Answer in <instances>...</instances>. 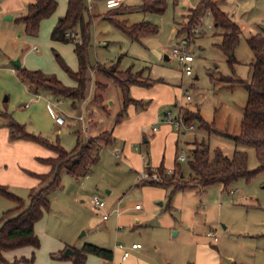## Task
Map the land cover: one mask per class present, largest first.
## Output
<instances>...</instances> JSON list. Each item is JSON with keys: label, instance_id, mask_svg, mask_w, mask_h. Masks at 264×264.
Returning <instances> with one entry per match:
<instances>
[{"label": "rangeland", "instance_id": "obj_1", "mask_svg": "<svg viewBox=\"0 0 264 264\" xmlns=\"http://www.w3.org/2000/svg\"><path fill=\"white\" fill-rule=\"evenodd\" d=\"M219 1L220 9L240 29L234 50L237 64L233 67L217 47L221 30L214 27L208 11L196 26L192 42H185L184 33L177 35L184 15L199 0H165L161 14L143 12L142 0H123L118 9L122 10L113 16L116 20L127 24L144 21L158 29L156 34L138 41L131 40L106 18L104 13L110 8L105 0H84L88 9L85 18L88 14L92 22L90 68L85 72L83 98L78 101L54 98L39 91L50 100L48 112L53 109V119L57 114L64 120L57 125L59 131L51 129L48 136H43L66 151H71L77 142L98 136L106 138L108 134H102L106 130L112 132L113 141L108 145L102 141L95 144L92 153L97 159L86 174L59 172L58 187L48 194L49 208L37 221L46 235L66 240L74 250L91 244L117 253L123 249L118 248L119 244L128 249L133 242L139 243L138 253L129 251L127 264H134L131 255L143 264H264V171L249 181L238 179L227 188L221 184L202 188L191 183L172 191V185L139 181L143 171L158 176L156 168L160 165L164 174L169 175L177 156H188L193 142L206 143L210 155L216 149L227 156L235 150L245 152L248 170L258 167L252 147L236 144L223 134L237 135L240 130L247 92L244 84L234 81L250 79L252 54L247 39L257 33L264 35V0ZM66 3L67 0H58L56 13H65ZM9 26L16 30V35L21 32L16 46L9 42V48L21 59L31 51L24 68L55 77L66 87L76 86L75 80L56 61L57 54L76 71L73 43L51 42L47 21L39 25L38 38L32 42L27 40L22 23L12 22ZM32 46L37 50H31ZM174 48L179 53L185 49L191 55L187 63L190 75L184 74L183 63L172 55ZM164 55L168 56L167 61L163 60ZM112 64L121 71L140 73L144 83L154 82L146 87L130 85V102L125 106L119 86L94 67ZM187 111L199 116L190 122L195 129L189 130L183 122L184 126L178 130L174 121L178 116L182 120ZM134 134L138 139H134ZM144 137L147 142H143ZM28 141L37 148L18 146L11 154L16 155L17 162L11 161L0 172V185L26 202L31 191L47 188L55 177L51 166L41 161L52 151ZM40 152L48 155L39 156ZM31 156L34 161L29 159ZM178 163L183 171L180 180H188L186 160ZM93 196L105 202L108 212L105 221L101 217L103 212L91 207ZM136 204L141 208L135 210ZM12 207L14 203L0 195V217ZM207 233L218 240L212 242ZM49 241L47 236L42 238L43 249L50 246Z\"/></svg>", "mask_w": 264, "mask_h": 264}, {"label": "trees", "instance_id": "obj_2", "mask_svg": "<svg viewBox=\"0 0 264 264\" xmlns=\"http://www.w3.org/2000/svg\"><path fill=\"white\" fill-rule=\"evenodd\" d=\"M219 2V0H199L197 5L194 8H189L184 15V19L179 24L177 35L184 33L185 42H192L195 38L196 26L204 13L208 11L212 16L214 27L221 30V40L217 43V47L226 56L228 65L233 67L237 64L234 50L239 42L240 29L229 14L220 9ZM56 7L57 0H32L27 5L25 15L18 18L17 21L23 24L27 35L35 36L38 33L41 20L50 17ZM119 7H121V3L110 8L104 14L116 28L120 29L131 40L138 41L143 36L157 33V27L148 22L127 24L124 20H116L113 16L122 10V8L118 10ZM140 7L143 12L161 14L165 10L166 4L165 0H142ZM87 11L84 0H68L65 14L57 21L50 33L52 40L62 43H73L74 45V53L78 63L75 72L57 54L56 61L69 77L75 80L76 86L66 87L55 77L47 76L41 71L16 67L15 72L18 80L25 84L33 94L43 90L54 98H69L74 101L83 98L85 72L90 68L88 46L92 17L87 14V18H85ZM247 45L252 54L249 63L250 79L247 82L243 80L234 81L244 84L247 92V99L240 121V130L237 135H223L233 140L236 144L252 147L255 151L258 167L252 171L248 170L245 152L235 150L231 156H227L216 149L210 155L209 147L206 143L193 142L190 154L186 156V163L190 171L188 180H180L183 177V171L178 161L175 160L174 167L169 175L164 174V168L160 165L156 168L160 181L148 180L146 183L172 185V191L184 188L191 183H196L202 188L214 184H221L224 188H227L238 179L249 181L257 173L264 171V35L260 33L252 35L247 39ZM94 67L119 86L125 106L130 102L128 99V88L130 85L146 87L154 82L144 83L140 79V73H132L129 70L121 71L116 64L108 67L99 65ZM227 82L233 81L229 80ZM98 86L100 89L103 88V86ZM94 98L98 100L97 97ZM194 118H199V116L188 111L182 115V120L187 125H190L191 120ZM8 126L11 131V139L31 140L54 153V156L41 161L51 166V172L55 173V177L47 188L41 189L36 193L31 191L27 196V202L0 185V195L14 203V207L4 211L0 217V264L6 262L3 252L23 246L39 247V239L35 235L34 224L42 218L44 211L49 208L48 194L52 189L58 187L59 172L65 170L73 176L86 174L89 166L95 163L97 159L92 153L95 144L102 141V143L108 145L113 141L111 134L105 131L102 134L107 133L108 136L106 138L98 136L86 142H77L71 151H66L58 144H51L41 135L27 132L23 125L18 124L11 118L8 120ZM87 254L95 255L105 260L112 259L110 250L91 244H84L80 250H74L72 259L62 256L61 258L69 259L73 264H82ZM19 260L30 263L33 260V256L29 259L23 258L17 261Z\"/></svg>", "mask_w": 264, "mask_h": 264}, {"label": "crops", "instance_id": "obj_3", "mask_svg": "<svg viewBox=\"0 0 264 264\" xmlns=\"http://www.w3.org/2000/svg\"><path fill=\"white\" fill-rule=\"evenodd\" d=\"M30 2H32V0H0V172L5 171L7 165L11 161L15 160L17 162L16 155L13 157L11 154L12 152L16 151L18 146L20 148L24 147L25 149L29 148L31 150L37 148L35 147L34 143L28 140L19 139V138H15V139L10 138L11 131L8 126L9 118L13 119L18 124L23 125L27 132L38 134L41 135L42 137H44L43 135L48 136L49 135L48 133L52 131L51 129H53V132L55 131L57 132V130L59 131V128H57V124L55 126V120L51 116V113L48 112L49 111L48 107L49 105H51V103L47 96L50 95L45 93L47 95L46 96L45 94H40V92H38L37 94H33L25 84L21 83L18 80L15 72L16 67H14L11 64V61L18 60L20 66L23 67V64L26 65L27 61L30 60V54H31L30 49L25 53L24 58L21 59L20 57L17 56V53L12 51L11 48H9L8 46L9 42L11 46L12 45L16 46L17 44L16 39L17 37L21 36V32H19L16 35L15 34L16 30L12 31L9 25L12 22H17L16 21L17 18H20L23 15H25L27 5ZM57 6H58V0H57ZM66 8H67V3H66ZM64 11L66 12V10ZM63 13H64L63 11H59L56 13L55 10L50 17L41 20L39 25L41 26L43 22L47 21L48 28L50 29V33H51L52 28L57 23L59 18L63 16ZM7 17L10 18L8 19ZM50 33H49V39L51 40V42L64 44L62 42L52 40L50 38ZM25 36L28 39L26 37L25 38L30 42L36 41V39L38 38V35L31 36L26 34ZM31 50L36 51L37 50L36 46H32ZM72 50L74 53V45L72 46ZM168 59H169L168 56L167 59L164 58L163 56L164 61H167ZM76 62H77V58H76ZM77 67H78V63H76V67H74V69L77 70ZM52 113H54V111ZM45 115L46 118L43 119V116ZM145 124H147V122H145ZM107 132L112 134V132L110 131ZM134 139H138V137L135 134H134ZM143 142H147L146 137H144ZM46 152H40V154L38 155L39 156L42 155L46 157V155H48V153ZM52 156H54V153L51 152V155L48 157H52ZM31 157L29 159H32L31 161H34L33 157L32 158ZM146 165L148 166V163ZM169 167H172V164ZM32 185H34V183H32ZM39 222L34 224V231L40 240L39 247L33 248L31 246H23L3 252V257L6 261L4 264H73L72 261L69 259H63L61 257L60 258L57 257V255H61L62 251L66 247H68V242L60 238L52 237L48 234L46 235L45 231L40 227V225H38ZM45 236H47L48 241L50 240L49 241L50 246L43 249L42 238ZM127 248L129 251H134L138 253L137 250L140 247L136 249H129V247ZM107 250H110L112 252L111 260H105L95 255L87 254L85 261L82 264H117L119 261L121 250L120 252L118 251L119 253L118 252L114 253V251L111 249H107ZM29 256H33V260L30 263L17 261L20 258L27 259ZM131 258H133L132 262H134V264H138V262L139 264L142 263L141 262L142 260H140L138 257L134 255H131Z\"/></svg>", "mask_w": 264, "mask_h": 264}, {"label": "built area", "instance_id": "obj_4", "mask_svg": "<svg viewBox=\"0 0 264 264\" xmlns=\"http://www.w3.org/2000/svg\"><path fill=\"white\" fill-rule=\"evenodd\" d=\"M90 1V0H88ZM122 2V0H105V4L108 8H112V7H115V6H118L120 3ZM181 53V54H180ZM178 51L177 48H174L172 50V55L175 56L180 62L183 63L184 65V74L186 75H190V67L187 65V63H189L191 61V55L188 54L186 52V50L184 49L183 52H180ZM187 99H189V96H186ZM51 113L53 112L52 109H50ZM54 114V113H53ZM54 120H55V123L57 125H62L64 120L59 116V115H55L54 116ZM174 125L176 126V128L179 130L180 126L183 125L184 126V123L183 121L181 120L180 116H178V118L174 121ZM189 130H194V125L190 124V125H187V127ZM186 160V156L183 155V154H179L177 156V161L178 162H184ZM172 172V170H170ZM148 180H153V181H157L159 182L160 181V178L158 176H155V175H152V174H148L147 172H141L140 174V179L139 181H148ZM90 204H91V207L93 209H95L97 212H103L101 214V217L102 219L105 221L107 218H108V212L105 211V202L101 199H99L98 197L96 196H93L91 199H90ZM135 210H138L140 209V205H135L134 206ZM118 214H120V211H117ZM207 236L210 237V240L212 242H216L218 239L216 236L212 235L211 233H207ZM119 248H123L121 250V253H120V256H119V261L117 264H127V259L129 257V250L128 249H125L124 247H122L121 244L118 245ZM140 245L137 244V243H132L129 247V249H136V248H139Z\"/></svg>", "mask_w": 264, "mask_h": 264}, {"label": "water", "instance_id": "obj_5", "mask_svg": "<svg viewBox=\"0 0 264 264\" xmlns=\"http://www.w3.org/2000/svg\"><path fill=\"white\" fill-rule=\"evenodd\" d=\"M8 19L10 18V17H7ZM164 58H166L167 59V55H164ZM11 64L14 66V67H21L20 66V63H19V61L18 60H13V61H11ZM195 78H196V76H195ZM69 257V258H73L74 257V250L72 249V248H70V247H66L63 251H62V253H61V255H57V257L58 258H60V257Z\"/></svg>", "mask_w": 264, "mask_h": 264}]
</instances>
